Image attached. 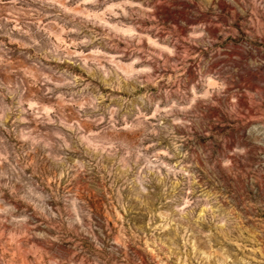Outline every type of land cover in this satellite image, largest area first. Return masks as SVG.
Returning <instances> with one entry per match:
<instances>
[{
	"label": "clouds",
	"instance_id": "obj_1",
	"mask_svg": "<svg viewBox=\"0 0 264 264\" xmlns=\"http://www.w3.org/2000/svg\"><path fill=\"white\" fill-rule=\"evenodd\" d=\"M0 264H264V0H0Z\"/></svg>",
	"mask_w": 264,
	"mask_h": 264
}]
</instances>
